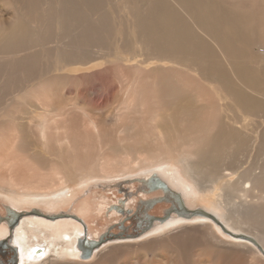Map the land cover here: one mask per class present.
I'll list each match as a JSON object with an SVG mask.
<instances>
[{
	"label": "rangeland",
	"instance_id": "obj_1",
	"mask_svg": "<svg viewBox=\"0 0 264 264\" xmlns=\"http://www.w3.org/2000/svg\"><path fill=\"white\" fill-rule=\"evenodd\" d=\"M126 1L131 4L129 8ZM131 1L0 0V35L4 34V47L0 50L4 63V114L0 113V125L4 119V153L1 149L0 155L3 153L6 157H14L24 173L33 169L32 172L36 174H32L33 180L51 179L55 177L54 171H66L79 175L78 180L79 177L86 180L85 183L91 185L92 195H103L108 200H114L117 196L124 198L126 192L120 188L130 191L131 187L123 185L122 180L117 182L119 178L104 180L109 177V169L119 167L127 172L130 168H138L136 162L140 163L148 155L155 154L156 148L163 146L164 141L158 135L157 128L166 130L175 124L177 129H184L186 122L181 117L180 109L188 106L197 113L205 107L204 104H213L218 108L216 113L222 115L223 123L234 115V102L229 99L228 87L215 82L210 89V84L201 75L206 66L209 68L206 65L208 53H213L216 58L223 57V48L210 42L208 36L207 47L195 38L189 51L199 57L200 64L195 71L190 69L189 63H185L187 67L179 66L181 71L178 70L177 66L170 64L172 62L160 60L166 53L163 45L168 38L170 43V31L166 33V26L162 22L165 18V14L162 15L164 0ZM165 1L172 6V13H176L179 5L174 3H178ZM220 1L226 10L234 11V15H257L264 19V3L261 0ZM137 9L141 13L136 12ZM182 21L186 24L183 26L187 27L188 13L182 12ZM262 22V26H258L256 20L255 30L264 38V20ZM225 27L224 36L236 42L233 27ZM198 33L201 34L199 29ZM193 34L196 35V31ZM149 39L153 42H149ZM155 40L161 46L154 43ZM236 46L244 49V45ZM224 48L226 52L228 47ZM249 51L251 61L260 68L258 70L261 73L259 85L253 83V86L264 93V42L250 47ZM70 61L73 63L69 65ZM201 66L203 70L197 72L196 69ZM224 69L226 74H231L230 79L237 82L230 66L225 65ZM211 70L218 73L216 69ZM177 79L184 81L182 85ZM176 86L189 94L186 96L188 103L172 95L171 87ZM253 94L257 95L256 92ZM42 111L49 114L52 128L45 144L38 136L37 115ZM172 112L178 118L171 119L169 114ZM55 125L61 127V133H56ZM258 125L263 139L260 137L261 141L259 139L257 143L262 146L261 150L256 151L250 146L245 155H238V158L244 163L243 168H251L255 176L261 178V182L254 179V189L248 196L237 193L235 189L228 190L232 198L228 207L238 213H247L251 217L253 230L264 237V214L258 217L260 212L264 213V114L250 124L252 135L257 134ZM207 134L208 131L205 132ZM205 135L203 138L208 139ZM203 138H197L196 145L190 143L189 150H197L202 155L208 146ZM190 159L198 161L199 157L191 155ZM173 160L176 162V158ZM180 167L182 171L185 168L183 164ZM113 181L117 186L109 185ZM75 184L71 183L76 187ZM133 184L139 193V183ZM205 185L209 187L212 183L207 182ZM153 191L148 194L147 200L152 199L155 203L148 206L146 214L161 217L170 208V203L164 195ZM140 201L136 198L132 205L135 213L142 208ZM2 204L4 202L0 200V213L3 211ZM121 218L117 227H114L117 223L105 219H101L97 225L91 222V225L93 230L104 233L105 239L125 237L124 240H130L128 233L131 237L140 236L147 226L146 220L143 221L144 225L139 226L142 221L134 213ZM153 256L151 253L148 261L165 264ZM139 262L143 264L145 260ZM129 263H132L131 259L125 258L123 264Z\"/></svg>",
	"mask_w": 264,
	"mask_h": 264
},
{
	"label": "bare ground",
	"instance_id": "obj_2",
	"mask_svg": "<svg viewBox=\"0 0 264 264\" xmlns=\"http://www.w3.org/2000/svg\"><path fill=\"white\" fill-rule=\"evenodd\" d=\"M173 1L178 3H174V5H179L176 13H172V6H169L165 0L162 7V15L165 14L162 22H164L163 26H166L164 28L167 29L166 33L170 31V43L168 38V41H165L166 44L163 45L166 48V53H164V58L160 60L172 62L170 64L177 66L178 70H180L179 66L187 67L185 63H189L192 67L190 69L195 71L201 60L189 51L190 46L196 38L198 42L203 44L202 46L207 47L206 38L209 37L210 42L213 44L215 42L218 47L223 48V57L216 58L213 53H208L206 65L210 69L206 66L204 73L200 74L203 76L202 79L210 84V89L215 82L221 83L222 87L225 85L228 87L227 93L231 96L228 97L234 102V110L232 111L234 115L223 123L221 121L222 115L216 113L218 108L213 104H204L205 107L200 108L197 113L188 106L180 109L181 117L183 116L185 118L183 121L186 122L184 129H177L175 124L168 126L166 130L157 128L158 135L164 141L163 146L156 148L155 154L148 155L147 159H142L140 163L136 162L139 164L138 168L135 166L136 169L130 168V171L125 168L129 172L118 167L109 169L107 179L101 175L104 180L119 178L117 182L122 180V184H127L131 190L135 186L134 182L139 183V193L136 188L129 191V189L122 187L120 190H125L126 197L117 196L114 200H108L103 195L100 197L92 195L91 185L85 183L86 180H82L80 177L78 180L79 175H75V173L70 174L66 171L56 170L53 173L55 177L51 179L37 178L33 180L32 174L36 175L32 172L33 169L24 173L14 157H9V155L6 157L3 154V119V124L0 125V150H3L0 155V200L4 204H2L3 211L1 210L0 213V240L9 239L8 247L12 249L16 247L18 264H123L125 258L128 257L132 261L129 264H142L139 262L141 259L145 260L143 264H156V262L148 261L151 253L154 255L153 258L162 260L165 264H264V252L256 244L235 236L253 237L264 250L263 235L253 230L251 217L247 216V213H238L228 207L229 202L232 201L231 193L228 190L235 189L237 193H245L248 196V193L254 189V179L257 178L261 182V178L255 176L251 168H243L244 163L238 158V155H245L250 146H253L256 151H260L262 148L261 145L258 146L257 144L260 137L262 139L260 125L257 126L258 130L255 135L250 133L251 128L249 127L264 114V93L253 86V83L259 85L260 68L251 61L249 49L264 42L259 31L255 30L256 20L258 26H262L264 19L257 15V17L255 15L250 17L246 14L234 15V11L226 10L220 0ZM261 1L264 3V0ZM126 2H128L126 5L129 8L130 2ZM70 3L73 4L72 1ZM137 3L140 4V2ZM154 6L156 7V5ZM182 12L188 13L187 27L183 26L185 23L182 21ZM157 19L158 23L159 19ZM225 26L229 29L233 27V37L236 42L230 38L228 40L224 36ZM198 29L206 37L198 33ZM194 31H196V35L193 34ZM145 37L143 38L145 39ZM148 41L151 42L150 39ZM156 42L157 40L154 41V43ZM157 43L161 46L159 42ZM236 44L244 45V49L241 48L242 46L237 47ZM225 46L228 47L226 52ZM3 47L4 34L0 35V50ZM2 59L0 57L1 107L4 101V63L1 61ZM70 63L73 61H70L69 65ZM225 65L230 66L232 76L237 79V82L230 79L229 75L231 74L225 73ZM211 69H216L218 73H213ZM199 70H203L202 66L200 69H196L197 72ZM177 82L182 85L181 83L184 81L177 79ZM171 90H173L172 95L181 97L184 102L188 103L186 96L189 94L182 87H171ZM254 92L257 95L253 94ZM178 105L180 106L179 103ZM0 113L4 114L3 107L0 108ZM169 117L171 119L178 118L173 112L169 114ZM37 118L39 120L38 136L45 144L48 142L47 137L50 129H52L51 120L49 114L47 115L43 111L38 113ZM54 129L57 134L61 133L60 126L55 125ZM206 131H208L207 135H205ZM204 135L208 139L203 138ZM200 137L208 143L204 153H201L202 155H199L197 150H189L191 144L196 145L197 138ZM191 155H198L199 160L193 161L190 159ZM175 158L176 162L173 160ZM181 164L185 167L183 171L180 167ZM152 175H158L170 186L173 192H179L188 209H205L217 217L220 222L217 223L212 218L202 214L189 216L184 212L179 215L173 211L170 217L163 222L153 219L152 224L148 228H144L146 231L143 230L138 237L136 235L132 238L129 233L130 240H124L125 237L122 239L108 237L104 241L105 244L102 243L93 249L90 257L83 258L81 251L86 247L87 241L85 239L99 241L105 235L99 230H93L91 222L97 225L101 219L103 221L105 219L117 223L114 225L117 227L118 223L122 221L121 217L129 214L127 211H131L130 213L136 214L138 219L142 221L139 222V226H142L145 224L143 221H148V216H154L146 214L148 206L155 203L152 199L147 200L148 194L152 193V190L148 189L147 183L142 184L139 181L141 178L149 179ZM94 179L98 180L97 178ZM115 181L109 185L117 186ZM207 182H211L212 186H206L205 183ZM71 183H76L77 186L74 187ZM154 191L161 193L162 196L165 194L161 188ZM136 198L141 200L140 204L144 210L141 208L135 213L132 205ZM121 199H125V203ZM119 201H123L124 212L117 211L115 208L116 205L120 204ZM167 202L170 203L169 207H171L172 202ZM174 205L179 207L177 201H174ZM141 213L145 214L142 216ZM260 213L259 218L264 214L263 211ZM60 214H69L70 216ZM174 214L176 215L174 216ZM144 217L147 218L144 219ZM14 219H18V223L12 229L10 226L14 225ZM155 222L157 223L153 227ZM116 239L119 240L116 241ZM106 240L110 241L107 242ZM38 248L42 249L41 254L35 253Z\"/></svg>",
	"mask_w": 264,
	"mask_h": 264
},
{
	"label": "water",
	"instance_id": "obj_3",
	"mask_svg": "<svg viewBox=\"0 0 264 264\" xmlns=\"http://www.w3.org/2000/svg\"><path fill=\"white\" fill-rule=\"evenodd\" d=\"M139 181L142 184L147 183V186L149 187L148 188L149 190H156V189L161 188L164 191V193H165L164 194L165 200L172 202L171 203L172 206L165 211L163 216H161V217H159V216H148V221H147L146 228H148L152 224V220L153 219L159 220V221H162V222L165 221L166 219H168L170 217V214L173 211L177 212L179 215L183 214L184 212H185L186 215H189V216L194 215V214H202V215H205L206 217L212 218L217 223L220 222L217 219V217H215L213 214H211L210 212H208V211H206V210H204L202 208H198V209H194V210L188 209L186 207L185 203H184L182 195L179 192H173L172 189L170 188V186L165 181H163L158 175H152V177H150L149 179L141 178V179H139ZM121 200H123V199H121ZM123 201H119L120 204L115 206L117 211H120V212H124L125 211L124 207H123V204H122ZM174 201H177L179 207H176V205H174ZM124 203H125V201H124ZM127 212L130 213L131 211H127ZM60 215L70 216L69 214L68 215L67 214H60ZM73 217H76V216H73ZM224 229H225V227H224ZM225 230H227V229H225ZM231 234H233V233H231ZM233 235H235V234H233ZM235 236H239V237H242L244 239H247V240L251 241L252 243L256 244L260 248V250L262 252H264L262 247L258 244V242L253 237H250V236H247V235H235ZM85 241H87L86 242L87 244H86L85 249L81 251V254H82L83 258H88V257L91 256V254L93 252V249L99 247L102 243H104L105 237L102 236L99 239V241L92 240V239H85ZM41 252H42L41 248H38L35 251L36 254H41Z\"/></svg>",
	"mask_w": 264,
	"mask_h": 264
},
{
	"label": "flooded vegetation",
	"instance_id": "obj_4",
	"mask_svg": "<svg viewBox=\"0 0 264 264\" xmlns=\"http://www.w3.org/2000/svg\"><path fill=\"white\" fill-rule=\"evenodd\" d=\"M16 220V222H15ZM14 225L10 226V228H14L16 224L18 223V219L13 220ZM9 239H2L0 240V264H18V251L16 247L13 249L9 246Z\"/></svg>",
	"mask_w": 264,
	"mask_h": 264
}]
</instances>
